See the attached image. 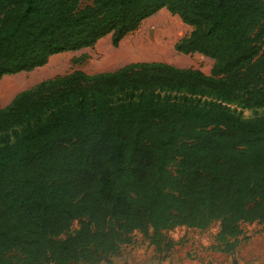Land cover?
I'll list each match as a JSON object with an SVG mask.
<instances>
[{
	"label": "trees",
	"instance_id": "1",
	"mask_svg": "<svg viewBox=\"0 0 264 264\" xmlns=\"http://www.w3.org/2000/svg\"><path fill=\"white\" fill-rule=\"evenodd\" d=\"M163 8L192 28L175 49L212 58L210 74L76 69L0 107V264H98L135 231L168 257L164 231L215 221L213 249L233 253L241 223L264 219V116L223 105L264 106V0H0V79L109 34L118 46Z\"/></svg>",
	"mask_w": 264,
	"mask_h": 264
},
{
	"label": "rangeland",
	"instance_id": "2",
	"mask_svg": "<svg viewBox=\"0 0 264 264\" xmlns=\"http://www.w3.org/2000/svg\"><path fill=\"white\" fill-rule=\"evenodd\" d=\"M92 2L93 0H81V6ZM162 19L166 24L163 28L158 25ZM191 29L178 15L163 8L144 19L118 46L112 44L109 34L92 47L58 53L50 56L41 67L3 76L0 79V94L4 96L0 99V107L7 105L18 92L31 88L42 80L76 69L97 73L115 70L131 62L164 61L179 67L199 68L210 74L215 62L212 58L197 52L183 54L175 49V44ZM161 94L171 98L188 96L173 91H161ZM199 98L201 102L212 100L210 97ZM223 105L244 120L264 116V106L251 108L242 102H224ZM171 168L174 169V166ZM80 224V220L73 221L70 229L59 237L65 238L73 234ZM241 227L243 234L233 253L213 249L217 244L216 235L220 228V222L215 221L205 230L183 225L164 231L166 238L177 242L168 257L157 254L154 246L139 231H135L133 243L123 245L116 255L109 256L98 264H226L230 261L237 264H264V219L243 222Z\"/></svg>",
	"mask_w": 264,
	"mask_h": 264
},
{
	"label": "bare ground",
	"instance_id": "3",
	"mask_svg": "<svg viewBox=\"0 0 264 264\" xmlns=\"http://www.w3.org/2000/svg\"><path fill=\"white\" fill-rule=\"evenodd\" d=\"M158 25H159V27H162V28H163V27H165L166 24H165V21H163V19H162V22H160ZM158 25H157V26H158ZM175 31H176V30H175ZM175 33H176V32H175ZM170 34H171V33H170ZM172 35H173V34H172ZM173 36H175V34H174ZM3 96H4V94H0V99L3 98ZM208 264H217V263H213V262H211V263H208ZM226 264H237V263H235V262H233V261H230V262H228V263H226Z\"/></svg>",
	"mask_w": 264,
	"mask_h": 264
}]
</instances>
